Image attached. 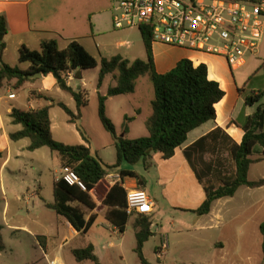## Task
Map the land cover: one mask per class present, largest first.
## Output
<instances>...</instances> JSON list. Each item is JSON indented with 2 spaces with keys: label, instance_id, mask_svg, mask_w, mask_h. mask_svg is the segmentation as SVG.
<instances>
[{
  "label": "crops",
  "instance_id": "crops-1",
  "mask_svg": "<svg viewBox=\"0 0 264 264\" xmlns=\"http://www.w3.org/2000/svg\"><path fill=\"white\" fill-rule=\"evenodd\" d=\"M114 2L115 0H0V16L5 17L8 28L7 34L3 38L5 48L0 63L20 70L27 69V64L18 61L19 49L24 46L29 50L37 51L44 40H54L61 50L75 41L98 62L103 58L110 59L115 56H121L129 62H133L138 60L131 59L134 54L145 60L146 54L141 34L139 31V35L134 34L137 29H127L122 34L118 33L119 30L116 32L113 29ZM151 49L156 73L165 74L171 71L183 59L191 61L194 66L203 64L207 68L208 79L219 84L224 96L215 105V119L191 131L186 142L176 149L170 159L164 160L161 154L156 153L152 157V166L147 170L143 168L141 163V170H138L137 164L134 167L122 164L116 169H109L107 175L90 192L96 206L85 215L86 221L90 218L93 220L85 232L73 229L66 219L56 215L45 205L53 203V183L60 178L64 170L57 154H51V152L48 154L51 162L52 159L54 160V163L52 162L53 176L49 183L52 190V201L41 197L39 178H34L33 181L34 184H37V188L35 186L34 191L28 192L31 207L27 208L26 211L11 212V216L8 217L9 201L4 185V170L11 161H14V168L11 173L17 174L25 168L24 159L29 160V167L34 173H42L40 167L35 163V156H27L26 154V151L36 153L42 148L31 152L27 150L29 142H26L25 139L12 141L9 137L10 134L21 129L20 125H14L11 121L10 112L12 108L28 110L51 104L50 101L44 99L28 101L29 92H36L55 102L63 103L74 115L77 114L75 101L68 93L69 99L67 101L56 100L50 95L51 92L58 93L60 90L51 75L41 76L34 81L26 82L17 91L9 88L0 91V160L4 155L3 161L0 162V197L5 198L0 219L2 244L0 264H49L52 260L59 264H93L89 260L77 262L72 255L73 250L88 246L92 247L100 264H141L135 253L137 215H130L127 226L122 233L105 220L106 207L103 205V200L115 184L114 181H111L113 180L112 177L118 175L120 170H133L145 179L141 189L153 202L151 215L154 218L151 227L155 229L154 233L151 232L153 235L149 239L159 238V242L154 248L157 264H166V258L170 256L171 247L174 245L172 243L164 253L159 252L161 239L165 237L167 240V237L158 231L154 221L160 220L167 213L172 214V216L181 215L188 218L189 225L186 227V231L189 234V240L187 248L190 254L196 258L193 260V264H261L263 262L260 226L264 223V185L258 188L240 187L233 197L214 201L208 214L197 216L192 211L197 210L204 202L205 192L182 152L195 141L217 128L222 129L236 144L242 141L243 126L247 119L252 116L258 105H263L259 101L253 106H247L244 100L251 94L264 93V73L260 70V66L264 62V19L261 42L256 53L249 56L244 65L236 68L235 71L230 70L223 58L207 53L160 43H152ZM97 68L99 75V66ZM252 73L254 75L250 79ZM106 79H110L112 82L110 87L115 85L112 75H106L99 88H97L96 81L93 90L97 97L98 94L104 96L110 88L108 87L103 92ZM147 79L149 80L148 77ZM67 84L74 90L88 92L83 72L69 74ZM136 88L137 84L134 92ZM21 90L25 92V96L23 101L18 102L17 92ZM11 94L14 95V98L9 99L8 96ZM117 97H109L106 100L105 112L108 116L116 103L121 118H125L127 113L122 111V102ZM263 97L264 94L261 99ZM151 101L149 110L145 112V122L151 115ZM53 107L57 106H51L49 110L52 137L54 129ZM139 113V109L132 111V115L139 116ZM132 118L135 119L136 117ZM68 119L67 123L70 124ZM81 119L82 112L80 111L79 120ZM71 125L76 131L72 135V140L75 143L69 146H87L76 130V126ZM58 142L68 145L64 139ZM102 150H104L103 147ZM90 151L96 154L107 166L110 167L115 164V152L111 156L109 153V157L106 158L98 150H92L91 147ZM261 152L260 147H255L252 158L260 159V161L250 165L247 174L249 181L264 180V158ZM204 160H209L206 155ZM49 165L47 164V170ZM17 179L18 177L15 175V180ZM118 183L126 192L138 189L136 181L131 178H120ZM21 184L24 185L26 182L22 180ZM13 198L19 202L23 198V194H15ZM37 200L39 204L36 203ZM46 211H52L55 217L49 220L50 214ZM180 229L179 227H172V230L176 232H180L182 230ZM6 231H9L11 238L15 240L12 246H7L3 241V233ZM19 235L25 236L23 239L17 238ZM148 240L143 245L142 255L148 264H153L145 257ZM64 253L67 255L66 262L63 259Z\"/></svg>",
  "mask_w": 264,
  "mask_h": 264
},
{
  "label": "trees",
  "instance_id": "trees-1",
  "mask_svg": "<svg viewBox=\"0 0 264 264\" xmlns=\"http://www.w3.org/2000/svg\"><path fill=\"white\" fill-rule=\"evenodd\" d=\"M226 1L256 4L262 0ZM137 30L142 37L145 60L129 62L121 56H115L110 59L103 58L98 62L75 41L61 50L54 40H44L37 51L29 50L24 46L19 49L18 61L27 64V69L20 70L0 63V91L8 88L13 91L21 89L26 82L34 81L29 79L31 75H51L58 88L68 93L75 101L76 115L61 102H55L36 92H29L28 101L44 99L51 104L28 110L12 108L11 121L14 125H20L21 129L10 134L9 137L12 141L28 139V151L47 147L52 153L57 154L62 168L71 169L79 177L84 189L69 186L59 178L53 183V203L45 204L56 215L66 219L76 231L85 232L91 225L92 218L85 220L87 212L96 206L90 192L107 175L110 167L90 151L89 140L78 124L81 108L86 107L88 103L87 92L72 89L67 84L69 74L99 66L97 88L101 86L106 75H112L115 81V85L108 88L104 96L98 94L97 97L98 119L111 136L115 148L116 160L112 168H118L122 164L134 166L141 163L147 170L152 166V157L156 153L161 154L164 160L170 159L176 149L186 142L191 131L215 119V105L224 96L219 84L208 79L207 68L203 64L194 66L191 61L183 59L171 71L165 74L156 73L151 49L152 24L140 25ZM7 31L6 19L0 16V58L5 48L3 38ZM260 70L264 73V62ZM145 76L149 78L154 91V98L150 104L151 115L145 122L148 135L127 139L125 129L121 135H118L107 118L105 103L109 97L133 93L137 80ZM263 94V92L251 94L244 102L247 106H253L260 101ZM51 106L59 107L69 117L68 122L76 126L87 146H69L53 139L49 116ZM243 132L242 141L236 144L222 129L217 128L183 150L185 160L205 192L204 202L197 210L192 211L195 215L208 214L214 201L233 197L240 187L258 188L264 185V180L249 181L247 177L250 165L260 161L252 158L255 147L262 149L261 155L264 158V105L256 107L255 112L243 126ZM222 153H226L232 161L234 170L229 176L222 177L220 184L215 186L210 180L205 181V179L212 177L213 173L220 174L221 166H216L212 161H205L204 156L207 154L218 156ZM118 175L121 179H134L138 189L142 190L145 179L135 171L120 170ZM103 205L106 207L105 220L122 233L130 215L126 213V191L119 183H115L110 188ZM153 218L151 214L137 215L135 253L141 264H148L143 258L142 248L153 235L150 231ZM260 232L263 252L261 264H264V223L260 226ZM72 255L77 262L89 260L93 264H100L91 246L73 250Z\"/></svg>",
  "mask_w": 264,
  "mask_h": 264
},
{
  "label": "built area",
  "instance_id": "built-area-1",
  "mask_svg": "<svg viewBox=\"0 0 264 264\" xmlns=\"http://www.w3.org/2000/svg\"><path fill=\"white\" fill-rule=\"evenodd\" d=\"M263 19L264 0L256 4L226 0H115L112 27L127 30L152 24L153 43L221 57L229 66L239 68L259 47ZM60 178L69 186L84 189L71 169H64ZM112 178L111 181L120 182L119 175ZM152 212L153 202L143 190L126 192L128 215ZM167 247L164 237L159 252L164 253ZM49 264L59 263L52 260Z\"/></svg>",
  "mask_w": 264,
  "mask_h": 264
},
{
  "label": "rangeland",
  "instance_id": "rangeland-1",
  "mask_svg": "<svg viewBox=\"0 0 264 264\" xmlns=\"http://www.w3.org/2000/svg\"><path fill=\"white\" fill-rule=\"evenodd\" d=\"M125 30V29H124ZM124 30H116V32L122 34L124 33ZM134 34H138V30L134 32ZM139 46V45H138ZM132 60L139 59V60H144V58H140L137 55H133ZM226 62V61H225ZM228 65V64H227ZM229 66V65H228ZM231 71H235L236 67L234 66H229ZM86 82H87V99L88 103L87 106L81 109L82 112V119L78 120L79 125L82 127L83 131L85 132L88 140H89V145L92 148V150H98L99 153H102L106 158H108L109 153L110 156L113 155L115 152V148L113 145V141L111 139V136L109 133L103 128L101 125L98 115H97V95L95 94L93 90V86L95 85L98 77V68L94 69H89L82 71ZM256 73V72H255ZM234 74V73H233ZM261 74H263L261 72ZM254 75L252 73L250 75L251 77ZM264 80V79H263ZM112 82L110 79H106L103 87V92L105 89L110 87ZM137 88L134 93L126 94V95H119L117 98L122 102L121 108L123 109L125 113H127V116L125 118H121L119 111L117 110L116 103L113 105L111 112H109L107 118L110 120L112 125L115 128V131L118 134H122V131L125 129L126 134L125 138L127 139H136L140 137H144L147 135V130L145 128V112L149 110V103L153 99V86L152 83L147 79V77L140 78L137 81ZM263 87V86H262ZM53 97L56 98V100L61 99L62 101H67L69 99V95L63 91H58V93L51 92ZM25 96L24 91H18L17 92V101L21 102L23 101V98ZM260 102L264 105V97L260 99ZM53 138L56 141H60L62 139L65 140L68 145H74L75 142L72 140V135L74 134L75 129L72 127L71 124L67 123V119L69 118L61 109L58 107H53ZM133 109H139L140 113L139 116L137 115H132ZM74 110V109H73ZM57 115H56V114ZM106 113V112H105ZM132 117H136L135 119ZM126 118L128 120H126ZM26 142H29L28 139H25ZM102 147L104 150H102ZM32 152V151H31ZM51 152L47 147H43L42 149L36 151V153H30L26 151L27 156H35V163L37 166L40 167V171L42 172L41 174L34 173L31 168L29 167L30 162L28 159H24L23 163L25 164V168L22 169L20 172L16 173H11L13 170V162L9 164V166L4 170V185L9 201V214L8 217L11 216V212H17L19 210H24L26 211L27 208L31 207V201L30 197L28 195V192L34 191V188L37 184H34V178H39L40 182V187H41V197L43 199L52 201V190L50 186L51 178L53 176L52 174V164L54 163V160L49 158L48 154ZM35 154V155H32ZM51 154H54L51 152ZM4 155H2V160L3 161ZM105 158V159H106ZM206 158L211 160L216 164V166H221L220 167V174L213 173L212 177H209L210 182H212L215 186L220 184V179L224 176H229L232 174L234 167L232 161L228 158L226 153H222L219 156H211V155H206ZM207 160V161H209ZM46 162V164H45ZM48 162V163H47ZM47 164H50L47 170ZM219 164V165H218ZM135 166V165H134ZM133 166V167H134ZM136 166L138 167V170L141 168L140 163L137 164ZM55 169V168H54ZM111 169H116L112 168ZM141 170V169H140ZM15 175L18 177L17 180H15ZM25 181L26 184L22 185L21 182ZM15 194H23V198L21 201H16L13 198V195ZM4 197H0V219H1V213L3 210V205H4ZM28 199H29V206H28ZM37 204L38 200L36 201ZM44 212V211H43ZM48 214H50V219H53L55 217V214L52 211H46ZM47 220V218H46ZM155 220V219H154ZM155 225L158 227V231L161 232V234L166 235L167 237V243L168 247L174 244L171 247V253L168 258H166V264H193L194 263V258L188 248V232L186 231V227L189 225L188 218L183 217L181 215L178 216H172V214H165L160 220H155L154 221ZM172 227H179L181 228L180 232H176L172 230ZM11 233L9 231H6V233H3V241L7 244V246H12L13 243L15 242L14 239L11 238L10 236ZM170 234V235H169ZM23 236L25 235H19L17 238H24ZM159 242V238H150L148 242L146 243V248H145V257L146 259L153 263L157 264L156 262V255L154 253V248L156 243ZM63 259L64 262L67 260V255L64 253L63 254ZM44 264V263H42Z\"/></svg>",
  "mask_w": 264,
  "mask_h": 264
},
{
  "label": "water",
  "instance_id": "water-1",
  "mask_svg": "<svg viewBox=\"0 0 264 264\" xmlns=\"http://www.w3.org/2000/svg\"><path fill=\"white\" fill-rule=\"evenodd\" d=\"M40 77H41V74H36V75L29 76V79H37V78H40ZM150 231L152 233H154L155 229L153 227H151Z\"/></svg>",
  "mask_w": 264,
  "mask_h": 264
}]
</instances>
